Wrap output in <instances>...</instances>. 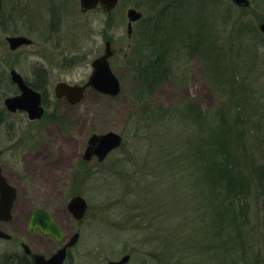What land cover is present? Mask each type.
I'll return each instance as SVG.
<instances>
[{"label": "rangeland", "instance_id": "374dc122", "mask_svg": "<svg viewBox=\"0 0 264 264\" xmlns=\"http://www.w3.org/2000/svg\"><path fill=\"white\" fill-rule=\"evenodd\" d=\"M248 1L240 12L230 0H120L105 13L82 12L80 0H2L1 74L13 69L47 87L44 117L29 120L6 109L15 92L0 83V151L43 155L6 169L18 198L7 234L24 233L29 201L57 213L61 204L50 200L80 191L88 212L67 264L125 255L127 264H264V0ZM129 9L141 14L130 34ZM8 36L32 43L12 51ZM107 41L120 94L90 90L68 109L54 86L88 81ZM159 45L170 78L147 94L134 79ZM106 132L119 134L121 146L97 168L69 172L85 141ZM216 140L223 159H238L243 183L232 194L212 183ZM223 211L227 232L217 219ZM30 248L53 251L50 243ZM16 249L0 241V264H12Z\"/></svg>", "mask_w": 264, "mask_h": 264}, {"label": "water", "instance_id": "95a60500", "mask_svg": "<svg viewBox=\"0 0 264 264\" xmlns=\"http://www.w3.org/2000/svg\"><path fill=\"white\" fill-rule=\"evenodd\" d=\"M119 0H80V8L82 12L89 10H102L105 13H110L117 5ZM237 7H248V0H230ZM2 9V0H0V11ZM128 33L131 32L132 23L137 22L141 18V14L134 9L127 11ZM258 30L264 34V22L258 26ZM6 41L10 50L14 51L21 46H27L32 43L29 38L23 36H8ZM112 55L110 43L105 42L104 53L102 56L94 60L91 64L92 73L89 77L86 86H91L97 92L109 97H116L120 93V84L117 77L112 73L108 59ZM11 81L18 87L20 95L8 97L4 100L6 109L10 112L22 111L27 114L29 120L40 119L43 114V109L40 106V95L28 87L21 75L15 70H11ZM84 86H72L66 83H58L55 88V97H66L71 104L79 102L83 97ZM122 138L114 132H106L103 134L92 135L88 139V148L86 155H95L100 160H103L111 151L118 149L121 145ZM0 219L10 221L11 208L15 198L14 189L6 182L5 178L0 173ZM68 209L72 212L76 219H81L85 213L86 203L81 197H74L68 204ZM35 228L45 236L51 237L57 242H61L63 233L59 226L54 222L51 214L42 208H34L33 214L29 221V230L34 231ZM0 238L9 239V235L0 231ZM77 238L73 237V240ZM71 245V244H69ZM25 252L28 251L26 245H23ZM65 248L58 250L55 254L48 258L42 255H36L34 264H62L65 259ZM129 255L123 256L118 261H111L107 264H127Z\"/></svg>", "mask_w": 264, "mask_h": 264}, {"label": "flooded vegetation", "instance_id": "af4514ba", "mask_svg": "<svg viewBox=\"0 0 264 264\" xmlns=\"http://www.w3.org/2000/svg\"><path fill=\"white\" fill-rule=\"evenodd\" d=\"M111 52H112V55L108 59V63H109L110 69H111V62L110 61L113 59V56H114V53H113L112 50H111ZM11 70H13V69H10V71ZM10 71H8L7 77L10 80V84L13 86L14 90L12 92H15V93L12 96H9V95L8 96L9 97H14V96L20 95L21 93H20L18 87L11 81L10 75H9ZM23 81L34 92H36V93H38L40 95V106L43 109V114H42L40 119H36V120H41L44 117V115H45V107H46L45 104H46L47 87L43 86L45 83L41 84V85H37V84H34L32 82L31 83L28 82L24 78H23ZM87 82L88 81H86L84 84H74L75 86H79V87L84 86L83 97L77 103L71 104L70 101H68V99L66 97H64V96L61 97V98H56L55 97V88H56V85L58 83L54 86V89H53L54 90V97L56 99L63 100L64 105L70 110L76 109L80 105V103L83 100V98L85 97L86 92L90 91V90L96 92L97 94H99L102 97L105 96L107 98H111V97H109L107 95H104V94H101V93L97 92L91 86H86L85 87ZM60 83H62V82H60ZM68 85H70V84H68ZM74 85H72V86H74ZM15 112L25 113V112L18 111V110L15 111ZM26 116H27V114H26ZM93 135H95V134H93ZM96 135H98V134H96ZM88 139L83 144L84 147H83L82 151L75 154V158L74 159H76V160L74 161V163L73 164L70 163V165H69V169L68 170H69V172H73L74 175L75 174H81L83 170H85V169H87L89 167L90 168H97L98 165L100 163L104 162V160L112 153V152L109 153L103 160H100L95 155H91V156L86 155V151H87V148H88ZM36 145H38L40 147L39 142ZM41 147H42V145H41ZM32 154H34L33 155L34 159H39V158H42V156H43L42 153H40V152H34V153H31V152L17 153L16 152V153H11V152H7V151H0V173H1V176L5 178L6 182L15 191V198L13 200V204H12V208H11V219H10V221L7 222V221H4V220L0 219V231L4 232L6 234H7V231L5 229V226H7V224L12 222V220H13V212H14L15 206H16V204L18 202L16 186L11 184L8 181V174H7L6 169L7 168H12V165H17L18 166L20 164H22V165L25 164V162H27V160L30 159L29 157L32 156ZM59 160L62 161L61 158ZM91 165H93V167H91ZM36 173H37V168L35 166H33L32 170H31V174L34 175ZM77 184L78 183H75V186H77ZM39 190L40 189L38 188V191ZM82 195H83V193L78 191V192H73L66 199L63 198L62 200H58L57 198H54V199L50 200L52 205L57 206V205L61 204L62 207L59 209V211H57V213L53 209L44 206L42 203H38L37 205H35V204L29 205V202H30L29 201L28 202V208L21 211V214H22L21 218H24V220H25L24 222L26 223L24 225V229H23L24 233L22 234L24 236L8 234L9 237H10L9 239L0 238V241L14 243L15 245L19 246L20 249H21V250L20 249L19 250L16 249V251L12 252L11 256L9 257L10 258V263H12V264H34L35 256L36 255H41V254H39V252L37 250L34 251L33 249H31L30 248L31 245L33 243L40 244V245H43L45 243H50L53 246V251L51 253H49L48 255H46V256H43V255L42 256L44 258H48V257L52 256L53 254H55L61 248L66 247L65 248V259H64L62 264H67L69 262V260L71 259L70 255H71L72 250L77 248V246H78V244H79V242L81 240V234H82L81 227H82L83 221H84V219L86 217V214L88 212L87 201L85 200V198ZM74 197H81L82 199H84V201L86 203L85 213H84V215H83V217L81 219H76L74 217V215L72 214V212L68 209V204ZM0 205H1V193H0ZM37 207L38 208H42V209H44L45 211H47V212H49L51 214L54 222L59 226V228L61 229V231L63 233V238H62L61 242H57L53 238L43 235L38 230V228H35L33 232H31L29 230V221H30V218H31V216L33 214V209L37 208ZM58 213H59L60 217H62L64 219L65 225H61L58 222V220H57V214ZM75 236L77 238H75L73 240V237H75ZM24 241H25V243H24ZM27 243L30 245V247L27 246ZM69 244H71V245H69ZM23 245L27 246V248H28L27 252H25V250L23 248ZM107 263H109V262H107Z\"/></svg>", "mask_w": 264, "mask_h": 264}, {"label": "trees", "instance_id": "16d2710c", "mask_svg": "<svg viewBox=\"0 0 264 264\" xmlns=\"http://www.w3.org/2000/svg\"><path fill=\"white\" fill-rule=\"evenodd\" d=\"M235 10H238L240 12L245 11L244 9H240L238 7ZM240 23L241 22H239L238 27L240 26ZM159 33H160L159 30H157L156 32L153 33L154 34L153 37L154 36L157 37ZM151 36L147 35V39L149 41ZM190 38L193 39V36L191 35ZM196 39L198 38L196 37ZM160 46L161 45L156 47L157 49L153 48L155 51L158 52V55H156L153 61L143 60L138 64V68H137L138 76L134 80L136 84L139 86V88H141L142 90L145 89L147 94H153L158 87L168 82L170 78L168 75L170 74L171 70L164 64L167 59L166 50H163L162 48H160ZM0 83L2 84V86L7 88L6 93H11L14 90L13 86L10 84V80L7 77V75L3 73L1 74V72H0ZM146 101L148 100L146 99ZM216 146L217 147H215L214 151L217 155V161H216L217 169L216 172H214L215 179H213L212 183H215L217 187H224L226 191L232 194V191L239 190L237 188L241 186V184L243 183L242 182L243 177L240 174L241 171L238 164V159L234 157H232L231 160L229 161L227 159H223L221 155V151L223 149L221 144L219 143V140L218 141L216 140ZM219 153L221 156H219ZM217 219H219L218 223H220L219 225H221L223 231L225 230L227 232L231 230L229 221H227L229 219L225 216L224 211L223 213H218Z\"/></svg>", "mask_w": 264, "mask_h": 264}]
</instances>
